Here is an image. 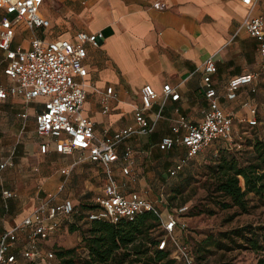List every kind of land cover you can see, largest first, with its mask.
I'll use <instances>...</instances> for the list:
<instances>
[{
  "label": "crops",
  "instance_id": "obj_1",
  "mask_svg": "<svg viewBox=\"0 0 264 264\" xmlns=\"http://www.w3.org/2000/svg\"><path fill=\"white\" fill-rule=\"evenodd\" d=\"M40 12L50 21L48 27L36 31L42 37L72 38L78 30L102 33L96 45L85 44L87 52L83 59L87 73L82 113L92 118L97 136L110 138L119 128L129 125L137 128L134 108L141 105V86L144 83H150L159 93L144 111L153 129L148 133L134 131L117 146L118 150L127 144L135 147L138 153L136 163L143 152L152 157L171 149L161 150L157 142L161 136L172 133L171 125L179 115L192 122L202 119L208 105L202 87V67L208 57L214 61L211 78L222 109L233 115V122L252 116V108H255L256 116V103L251 95L258 81L264 79V74L260 72L257 40L245 31L242 21L247 15L264 16V0H253L251 4L240 0H44ZM4 15L0 6V19ZM23 30H29V38L25 44H15L17 31ZM33 33L25 24L19 23L12 45L27 47ZM5 64L6 59L0 49V83L7 86L12 80L3 72ZM244 71L258 75L251 83L241 85L235 97L227 98L229 78ZM164 83H170L179 91L180 97L175 100L164 98ZM105 96L109 104L106 112L102 110ZM41 108V98L28 102L21 93H9L0 99V160L10 157L12 162L0 170V189L10 188L15 193L5 202L0 194V233L20 222L40 201L37 190L29 195L13 186H32L38 184L42 177L51 178V175L40 173L37 165H32L42 156H48L52 162L63 163L60 172L67 176L65 181L72 169L69 181L74 179V173L78 179V172L101 167L103 182L100 193L103 191V167L90 160L86 150L59 152L53 147L52 137H46L50 140L47 151L39 149L42 138L36 133L34 115ZM241 110L247 111L246 117H240ZM179 146L180 152L185 154V146ZM131 157L132 153L128 166ZM121 163V160L112 163L116 179ZM64 167H69V171L62 172ZM120 173L124 172L121 170ZM56 185L54 182L55 192H58L64 181ZM95 196L71 199L73 203L95 202ZM66 197L69 196L52 197L49 194L45 199L58 202ZM8 217L13 219V223L6 225Z\"/></svg>",
  "mask_w": 264,
  "mask_h": 264
},
{
  "label": "built area",
  "instance_id": "obj_2",
  "mask_svg": "<svg viewBox=\"0 0 264 264\" xmlns=\"http://www.w3.org/2000/svg\"><path fill=\"white\" fill-rule=\"evenodd\" d=\"M43 1L0 0L5 13L0 19V49L6 59L3 72L12 80L7 86L0 83V99L6 98L9 93H21L28 102L41 98L42 108L36 110L34 115L36 133L42 138L39 149L47 151L50 140L46 137H52L55 150L62 153H71L74 149L86 150L87 157L103 167V191L95 196L98 206L88 211V218L114 222L123 217L131 219L144 209L152 210L159 215L165 233L158 238L157 247L168 248L170 256L182 264H196L190 247L173 233L178 217L169 211L162 213L151 199L139 191L124 192L118 185L112 167L113 162L121 160L122 172L129 171L127 163L132 148L127 144L118 150L117 146L134 131L148 133L153 129L144 111L152 105L159 93L150 83H144L141 86V105L134 108L137 128L129 125L115 130L110 138L97 136L92 118L82 113L86 96L84 77L87 73L83 59L87 52L85 44L89 42L96 45L102 33L78 30L72 38L55 39L36 34L38 29L50 25L48 17L40 12ZM240 1L251 4L253 0ZM19 23L25 24L34 32L27 47L12 45ZM242 25L257 40L260 72L264 74V16L247 15L243 18ZM202 68L203 93L208 101L202 119L192 122L184 115H179L171 125L172 133L161 136L157 142L161 150H168L179 144L185 146V154L169 167L171 174L177 173L185 160L205 148L212 140L231 135L233 115L219 105L211 78L215 69L213 59L206 58ZM256 75V72L244 71L230 77L226 84V97H235L237 89L251 83ZM107 93L106 95L109 94ZM162 94L164 98L173 100L180 97L179 91L170 83L162 85ZM102 102V110L108 111L107 96L103 97ZM251 111L252 116L245 120L253 125L257 123L255 108ZM11 163L10 157L3 158L0 160V170ZM61 171L66 173L69 167H64ZM0 194L5 202L15 193L10 188L2 187ZM185 208V205H181L178 210ZM74 210V203L69 197L58 202L40 200L20 222L1 231L0 264H62L55 250L44 247L43 243L59 229L60 219L69 217ZM180 225L184 227L183 221Z\"/></svg>",
  "mask_w": 264,
  "mask_h": 264
},
{
  "label": "rangeland",
  "instance_id": "obj_3",
  "mask_svg": "<svg viewBox=\"0 0 264 264\" xmlns=\"http://www.w3.org/2000/svg\"><path fill=\"white\" fill-rule=\"evenodd\" d=\"M30 36L29 30L17 31L14 38L15 44H25ZM254 103H256L255 126H251L246 120L236 119L233 122L231 135L228 138H217L212 140L205 148L197 152L193 157L184 161L182 168L175 174H170L168 166L184 154L180 152V146H175L169 151H163L162 154L152 156L142 153L138 156V163L135 162L137 149L132 147V161L128 166L127 173H120L117 176V182L125 192L136 190L151 199L162 213L167 211L178 217L177 226L173 233L184 241L193 251L197 264H254L258 252L246 246L230 241L228 236L220 234L233 227L251 223L253 225H264V203L257 197L249 194L250 203L255 206L250 207L246 212H239L237 207L220 208L211 200L209 192L202 186L201 175L203 164L209 161L210 155L216 153L218 146H227L228 148L240 147L239 142H243L246 136L252 135L256 129L260 136H264V79L258 81L256 90L253 91ZM240 117H246L247 111L241 110ZM247 119V117L245 118ZM155 159H157L155 161ZM39 167V172L45 175H51V178L42 177L38 184L32 186H13L17 191L25 190L31 195L37 190L39 200L45 199L48 195L52 197H94L102 189L103 175L101 167L95 169H84L78 172V179L74 173V179L69 181L73 169L67 176L61 174L60 166L63 163L52 162L48 156H42L38 162L32 164ZM35 171V170H34ZM16 178V176H14ZM59 181V182H58ZM64 186L58 192H55L53 183H62ZM178 189V190H176ZM168 197H175L170 200ZM184 197L187 198L184 201ZM81 211H86L91 206L92 201L83 203L75 202ZM169 203V205H167ZM185 205L182 211L178 207ZM184 223V227L180 224ZM13 219L6 218V225L12 224ZM5 225V224H4ZM87 226V221L81 215L62 217L60 227L50 234L44 241L43 246L47 248H72L79 264L87 257V250L82 240L83 229ZM155 234L164 235L162 227L155 230ZM157 235V236H158ZM213 236L219 239L223 245L216 243L207 244L203 238ZM182 264V262H175Z\"/></svg>",
  "mask_w": 264,
  "mask_h": 264
},
{
  "label": "trees",
  "instance_id": "obj_4",
  "mask_svg": "<svg viewBox=\"0 0 264 264\" xmlns=\"http://www.w3.org/2000/svg\"><path fill=\"white\" fill-rule=\"evenodd\" d=\"M255 130L252 131V135L246 136L242 143L239 142L243 144L240 147L235 145L230 149L227 146H218L216 153H212L209 161L203 164L201 175L205 179L201 184L212 196L210 198L214 204L220 208L235 206L239 212H246L255 206V203H250L249 194L264 203V136H260ZM168 198L172 200L175 197ZM186 200L184 197V201ZM97 206L98 204L93 201L86 211H81L74 204L75 210L70 215H81V219L84 217L87 221L82 234L87 250V257L83 262L86 264L180 262L170 256L168 248L161 249L156 245L158 238L162 236L155 234V230L159 226L162 227L157 213L144 209L131 219L123 217L114 222L102 218H88V211ZM220 234L228 236L230 241L239 246H246L258 252L254 264H264V225L245 223ZM203 240L207 244L223 245L213 236H207ZM54 250L62 264H79L72 248Z\"/></svg>",
  "mask_w": 264,
  "mask_h": 264
}]
</instances>
